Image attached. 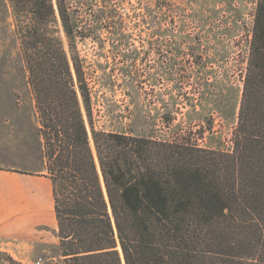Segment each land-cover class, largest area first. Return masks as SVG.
I'll return each instance as SVG.
<instances>
[{"label":"trees","instance_id":"16d2710c","mask_svg":"<svg viewBox=\"0 0 264 264\" xmlns=\"http://www.w3.org/2000/svg\"><path fill=\"white\" fill-rule=\"evenodd\" d=\"M6 2L61 264H264V0L255 1L230 151L201 148L191 130L160 139L95 129L77 45L123 33L109 0Z\"/></svg>","mask_w":264,"mask_h":264},{"label":"rangeland","instance_id":"374dc122","mask_svg":"<svg viewBox=\"0 0 264 264\" xmlns=\"http://www.w3.org/2000/svg\"><path fill=\"white\" fill-rule=\"evenodd\" d=\"M255 1L109 0L123 33L103 31L77 45L95 129L160 139L191 130L201 148L230 151ZM30 111L33 98L11 12L0 0V120ZM47 237L42 251L26 260L3 258L61 264L55 231Z\"/></svg>","mask_w":264,"mask_h":264},{"label":"crops","instance_id":"0c3cea01","mask_svg":"<svg viewBox=\"0 0 264 264\" xmlns=\"http://www.w3.org/2000/svg\"><path fill=\"white\" fill-rule=\"evenodd\" d=\"M24 115L0 120V253L17 261L40 253L56 226L37 115Z\"/></svg>","mask_w":264,"mask_h":264}]
</instances>
